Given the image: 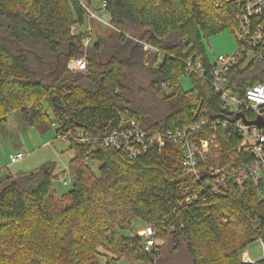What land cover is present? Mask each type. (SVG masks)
<instances>
[{"label": "trees", "instance_id": "obj_1", "mask_svg": "<svg viewBox=\"0 0 264 264\" xmlns=\"http://www.w3.org/2000/svg\"><path fill=\"white\" fill-rule=\"evenodd\" d=\"M102 2L114 29L87 48V73L72 75L67 64L84 54L85 33L71 27L87 21L90 0H0V125L16 110L27 127L55 123L57 136H100L119 126L124 108L148 132L200 116L230 119L209 82L204 40L234 29L245 0ZM141 42L160 51V63L153 65L157 55H146ZM188 60L200 61L206 76L189 72ZM181 76L192 88H182ZM258 82L264 84V59L229 71V88L240 96ZM213 126L203 136H217L223 165L241 138L232 127ZM69 145L72 186L62 194L53 187L54 162L0 176V264H163L166 238L172 245L164 264H264V257L242 260L252 242L264 244V177L211 193L199 190L175 144L135 158L102 144ZM250 159L239 153L237 162ZM135 219L155 232L149 251Z\"/></svg>", "mask_w": 264, "mask_h": 264}, {"label": "built area", "instance_id": "obj_2", "mask_svg": "<svg viewBox=\"0 0 264 264\" xmlns=\"http://www.w3.org/2000/svg\"><path fill=\"white\" fill-rule=\"evenodd\" d=\"M102 8L105 3L102 2ZM88 19H96L105 24L108 21L96 16L89 7ZM236 27L234 34L237 46L232 54L217 55L214 62L210 63L209 82L213 90L220 96L221 110L230 114V119H217L209 122L200 116L194 122L175 129L163 131H145L140 120L134 118L124 108L120 112V124L118 127L109 129L104 134L91 135L82 130L68 132L59 135L62 140L79 145L102 144L114 149H123L135 158L146 151L149 147H157L158 150L167 143L175 144L181 154L182 165L186 172L200 181L199 190L211 193H219L228 185L233 184L241 187L245 182L256 181L264 177V84L255 83L245 88L243 94L231 91L229 88V71L237 64L252 60L264 59V0H245L243 6L235 14ZM76 26L71 27L74 33ZM111 26V25H110ZM83 33L90 32L89 28L82 30ZM90 36L83 34L82 47L89 46ZM146 55L152 52L157 55L153 65L161 62L160 51L148 43L141 42ZM67 66L71 71L86 72L88 64L85 54L80 57L69 59ZM189 72L204 77L205 69L200 61L186 62ZM206 76V75H205ZM164 88L166 84L162 85ZM198 111H196L197 113ZM236 116V117H235ZM235 117V118H234ZM213 125L223 128L232 127L237 130L241 140L237 147L236 156L243 153L251 156L249 161L237 162V158L223 165H210L212 148L219 147V140L215 134L203 136L205 129H214ZM24 157L23 152L10 154V163H16ZM63 183H66L64 180ZM189 201V198L186 199ZM137 233L143 237V248L147 251L156 244L155 232L150 225H144L137 229ZM262 257H264V244L262 245ZM243 261H251L248 256Z\"/></svg>", "mask_w": 264, "mask_h": 264}, {"label": "rangeland", "instance_id": "obj_3", "mask_svg": "<svg viewBox=\"0 0 264 264\" xmlns=\"http://www.w3.org/2000/svg\"><path fill=\"white\" fill-rule=\"evenodd\" d=\"M102 0H90L88 4L89 9L96 14L97 17L108 21V15L102 8ZM101 21L96 19H87L84 25L76 26V30H85L91 26V33L86 32L85 35L90 36L89 46L98 38H107L111 33L113 26H107ZM113 32V30H112ZM206 52L209 62H214L217 55L220 54H232L237 46V40L234 34L233 28H225L221 32L212 35L207 40H204ZM88 46V47H89ZM87 47V48H88ZM87 48L84 49L86 56ZM68 67V66H67ZM70 70V69H69ZM74 75L78 71H71ZM86 74L87 72H80ZM180 84L183 89L189 90L192 88L191 78L188 76H181ZM43 107L46 109L50 120H52L51 111L49 109L47 100L42 101ZM10 122H4L0 125V176L7 173L17 172H31L39 168L46 162H54L56 166L55 172L58 175L53 180V187L55 192L62 194L69 190L72 186V175L69 171L68 160L72 157L74 149L70 147L69 142L62 140L56 135V124L53 123L48 129H40L38 127H27L21 122L20 111L16 110L10 116ZM17 152H23L24 157L11 164L9 160L10 154H16ZM221 149L219 147L212 148L210 155V165H220L221 161ZM236 154H231L229 161L236 159ZM95 168V165H93ZM66 183H63V181ZM146 225V224H145ZM144 224L138 219L133 221V227L137 231L143 227ZM171 242L168 238L163 241L161 255L163 264L170 258H166V255L170 253ZM262 243L260 241L252 242L243 253V257L248 256L250 260H256L262 258ZM180 256L183 259L184 254ZM172 257V256H171ZM119 264H141L135 260L127 261L121 260Z\"/></svg>", "mask_w": 264, "mask_h": 264}, {"label": "crops", "instance_id": "obj_4", "mask_svg": "<svg viewBox=\"0 0 264 264\" xmlns=\"http://www.w3.org/2000/svg\"><path fill=\"white\" fill-rule=\"evenodd\" d=\"M10 120H11V119H10V118H8V120H7L6 122H10Z\"/></svg>", "mask_w": 264, "mask_h": 264}, {"label": "bare ground", "instance_id": "obj_5", "mask_svg": "<svg viewBox=\"0 0 264 264\" xmlns=\"http://www.w3.org/2000/svg\"><path fill=\"white\" fill-rule=\"evenodd\" d=\"M252 181V180H251Z\"/></svg>", "mask_w": 264, "mask_h": 264}]
</instances>
